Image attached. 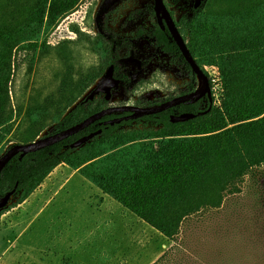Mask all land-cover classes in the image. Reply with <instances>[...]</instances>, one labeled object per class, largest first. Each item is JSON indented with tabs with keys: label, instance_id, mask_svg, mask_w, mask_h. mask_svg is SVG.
Instances as JSON below:
<instances>
[{
	"label": "rangeland",
	"instance_id": "obj_1",
	"mask_svg": "<svg viewBox=\"0 0 264 264\" xmlns=\"http://www.w3.org/2000/svg\"><path fill=\"white\" fill-rule=\"evenodd\" d=\"M206 1V12L226 6V0ZM153 2L80 0L54 24L40 29L35 50L22 45L15 49L10 84L13 117L0 144V156L10 145L24 143L32 122L38 121L39 128L34 139L52 133L59 115L70 111L93 85L75 101L66 102L63 92L88 72L102 68L103 74L112 56L129 79L112 91L109 105H135L140 98L159 100L188 84L178 58L137 35L138 27L149 31L156 24L150 11ZM163 2L174 20L193 4V0ZM99 20L105 24L103 36L111 38V47L108 39L103 38L107 41L102 44L98 37ZM204 69L213 102L218 103L221 82L216 68ZM200 84L196 75L193 85ZM206 102L203 97L200 109ZM151 127L157 125L138 118L118 130ZM237 186L238 191L224 194L218 208L186 216L177 235L167 239L104 195L78 169L60 163L26 199L17 203L18 193L13 194L1 209L0 264H80L86 260L89 264H139L142 260L143 264H264V163L252 168ZM28 231L41 232L39 244L36 235L26 237ZM60 241L65 247L61 251Z\"/></svg>",
	"mask_w": 264,
	"mask_h": 264
},
{
	"label": "trees",
	"instance_id": "obj_2",
	"mask_svg": "<svg viewBox=\"0 0 264 264\" xmlns=\"http://www.w3.org/2000/svg\"><path fill=\"white\" fill-rule=\"evenodd\" d=\"M79 1L0 0V144L10 131L13 117L10 84L15 49L22 45L35 50L40 29L54 24ZM206 5L207 1L197 8L191 6L175 20V25L205 75L204 66L216 68L221 82L218 103L212 101L209 107L207 101L200 109L202 99L185 101L141 117L156 128L118 130L133 120L111 124L121 114L105 115L52 145L22 158L13 156L0 171V196L14 188L13 194L18 193L20 203L58 164L66 163L172 239L186 216L203 208H218L225 193L238 191L242 177L264 163V0H226L225 7L211 12H206ZM150 11L154 12L152 6ZM99 23L98 37L102 44L107 41L103 38L108 39L111 47V38L103 36L104 22ZM137 35L178 58L190 80L174 95L159 100L140 98L135 105L154 106L196 89V75L166 27L161 29L155 24L149 31L138 27ZM24 41L27 44H22ZM110 63L114 64L115 76L125 85L129 76L119 71L114 56L106 61L107 65ZM101 75L99 68L80 76L72 82V88L63 92L65 101H75ZM73 90L78 93L71 94ZM211 94L213 98V91ZM107 106L109 100L103 96L79 101L66 114L59 115L52 133L78 124ZM200 111L205 112L197 114ZM181 112L196 115L183 122L169 120L170 114ZM37 124L38 121L29 124L24 143L34 140L39 131ZM99 128L101 133L83 146L68 147L78 137Z\"/></svg>",
	"mask_w": 264,
	"mask_h": 264
},
{
	"label": "water",
	"instance_id": "obj_3",
	"mask_svg": "<svg viewBox=\"0 0 264 264\" xmlns=\"http://www.w3.org/2000/svg\"><path fill=\"white\" fill-rule=\"evenodd\" d=\"M204 1L205 0H193L192 7L197 8ZM152 7L156 18V24L161 29H164L165 27L168 29L171 37L178 46L183 58L190 66V69L195 75H197L199 79H201V84L189 93L174 96L169 100L154 106H138L129 104L109 105L99 111L90 114L78 124L72 125L62 131L45 134L34 139L33 141L25 143H15L13 145H10L0 156V171L13 156L18 155L19 158H22L28 153L35 152L39 149L52 145L81 131L89 124L93 123L96 120H99L105 115L121 114L120 116L114 117L113 120L110 122L111 124L123 120H136L145 115L158 113L168 108L174 107L181 102L189 101L191 103H194L197 100L202 99L203 97H206L210 107L213 99L207 76L190 54L186 45V41L183 39L181 33L178 30V27L175 25V20L171 16L163 0H154ZM120 81L121 80L114 74V64L110 63L106 67L102 76L97 80V82L93 85V87L89 90V92L84 96L81 101L86 102L89 100H93L99 94H102L105 100H109L112 91L116 87H118ZM205 111H200L197 114H203ZM195 115L196 114L190 112H181L179 114L172 113L169 115V120L171 122H183L193 118ZM100 133L101 129L99 128L97 130L89 132L88 134L82 135L75 139L73 142H71L68 147L72 149H78L79 147L83 146L86 142L92 140L95 136H98ZM14 190L15 189L12 188L11 190L5 192V194L0 196V210L7 205L9 199L14 193Z\"/></svg>",
	"mask_w": 264,
	"mask_h": 264
},
{
	"label": "crops",
	"instance_id": "obj_4",
	"mask_svg": "<svg viewBox=\"0 0 264 264\" xmlns=\"http://www.w3.org/2000/svg\"><path fill=\"white\" fill-rule=\"evenodd\" d=\"M93 184V183H92ZM94 185V184H93ZM95 186V185H94ZM98 188V187H97ZM99 189V188H98ZM100 190V189H99ZM101 191V190H100ZM102 192V191H101ZM103 193V192H102ZM104 195H107V196H109L108 194H106V193H103ZM117 202V201H116ZM118 203V202H117ZM121 205V204H120ZM125 208V207H124ZM126 209V208H125ZM128 210V209H127ZM129 211V210H128ZM130 212V211H129ZM132 213V212H131ZM133 214V213H132ZM135 215V214H134ZM136 216V215H135ZM137 217V216H136ZM138 218V217H137ZM141 220V219H140ZM144 222V221H143ZM29 232V231H28ZM27 233V232H26ZM40 233L41 232H38L37 233V235L36 234H34V232H29V233H27L26 235V237L27 238H29V237H33L32 235H36L37 236V243L39 244V242H40V240H41V238H42V236L40 235ZM58 242V240H56L55 241V243H57ZM60 243H61V241H60ZM61 245H63V247L62 246H60V250L59 251H61L62 250V248H65L64 247V244H62L61 243ZM39 246H37V248H38ZM35 248V247H34ZM37 251H38V249H37ZM88 261H90V260H86V261H81V262H78V263H80V264H89V262ZM145 262V260H142L139 264H143Z\"/></svg>",
	"mask_w": 264,
	"mask_h": 264
},
{
	"label": "flooded vegetation",
	"instance_id": "obj_5",
	"mask_svg": "<svg viewBox=\"0 0 264 264\" xmlns=\"http://www.w3.org/2000/svg\"><path fill=\"white\" fill-rule=\"evenodd\" d=\"M114 74H115V71H114ZM197 101H198V100H197ZM197 101H196V102H197Z\"/></svg>",
	"mask_w": 264,
	"mask_h": 264
}]
</instances>
